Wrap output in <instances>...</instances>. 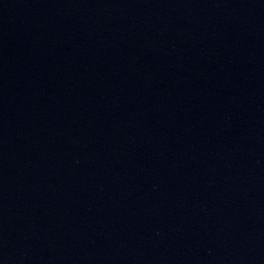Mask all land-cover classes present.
Here are the masks:
<instances>
[{
	"label": "water",
	"instance_id": "1",
	"mask_svg": "<svg viewBox=\"0 0 264 264\" xmlns=\"http://www.w3.org/2000/svg\"><path fill=\"white\" fill-rule=\"evenodd\" d=\"M0 130L264 217V0H0Z\"/></svg>",
	"mask_w": 264,
	"mask_h": 264
}]
</instances>
